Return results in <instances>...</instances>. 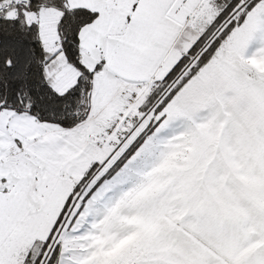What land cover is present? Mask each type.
<instances>
[{
	"label": "snow or ice",
	"instance_id": "6c2138e0",
	"mask_svg": "<svg viewBox=\"0 0 264 264\" xmlns=\"http://www.w3.org/2000/svg\"><path fill=\"white\" fill-rule=\"evenodd\" d=\"M0 264H264V0H0Z\"/></svg>",
	"mask_w": 264,
	"mask_h": 264
}]
</instances>
